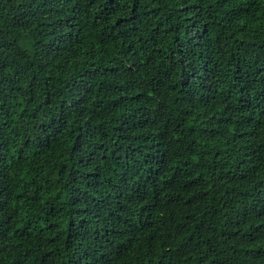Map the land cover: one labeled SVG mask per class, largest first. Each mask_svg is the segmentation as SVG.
I'll use <instances>...</instances> for the list:
<instances>
[{
  "label": "trees",
  "instance_id": "1",
  "mask_svg": "<svg viewBox=\"0 0 264 264\" xmlns=\"http://www.w3.org/2000/svg\"><path fill=\"white\" fill-rule=\"evenodd\" d=\"M139 257L264 264L257 0H0V264Z\"/></svg>",
  "mask_w": 264,
  "mask_h": 264
},
{
  "label": "clouds",
  "instance_id": "2",
  "mask_svg": "<svg viewBox=\"0 0 264 264\" xmlns=\"http://www.w3.org/2000/svg\"><path fill=\"white\" fill-rule=\"evenodd\" d=\"M238 3H243V0H237ZM259 7H260V13H261V26L264 27V0H257ZM159 70V69H158ZM148 79H151V77H149ZM147 82V81H146ZM148 92V95H152V92L150 89H144ZM180 107V103L179 101L176 102L174 108L172 109L174 115H178V113H175V108H179ZM172 119L174 118V116L171 117ZM138 259L141 260L143 259V264H147V261L143 258V257H139V258H129V264H138Z\"/></svg>",
  "mask_w": 264,
  "mask_h": 264
}]
</instances>
